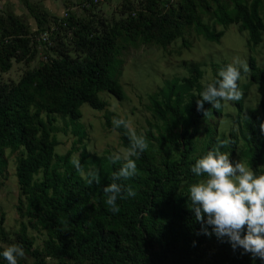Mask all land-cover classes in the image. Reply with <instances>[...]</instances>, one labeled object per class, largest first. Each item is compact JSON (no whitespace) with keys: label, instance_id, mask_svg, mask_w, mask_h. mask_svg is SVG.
Here are the masks:
<instances>
[{"label":"trees","instance_id":"trees-1","mask_svg":"<svg viewBox=\"0 0 264 264\" xmlns=\"http://www.w3.org/2000/svg\"><path fill=\"white\" fill-rule=\"evenodd\" d=\"M21 1L35 29L28 18L0 11V187L12 160L19 189V229L5 232L2 213L0 253L15 243L25 250L18 264H264L242 248L234 250L210 226L212 234H204L186 194L200 179L191 172L196 159L220 140L229 142L221 151L230 153V161L239 156L256 175L264 174V100L260 106L234 102L237 113L228 114L232 125L223 131L225 101L219 110L205 102L206 115L197 109L205 86L200 64L192 63L188 76L166 79L148 95L152 120L143 134L149 148L136 161L138 175L119 181L136 196L118 199V213L109 210L103 188L121 165L108 159L110 149L90 150L81 110L84 103L104 110L105 126L127 148L125 130L112 123L120 116L100 97L103 91L127 97L119 72L115 77L122 52L140 44L166 48L179 38L189 47L193 34L219 41L224 30L217 26L231 24L248 32L250 47L257 46L264 0H121L113 15L97 10L107 0H64L63 14ZM74 5L82 11H72ZM43 32L47 41L38 39ZM15 63L24 64V72L17 80L3 79ZM229 63L214 64L211 82ZM249 65L251 81L264 88V69L253 57ZM67 134L73 145L62 154L59 135ZM75 156L84 170H100V184H86L70 162ZM0 264H8L2 255Z\"/></svg>","mask_w":264,"mask_h":264},{"label":"rangeland","instance_id":"rangeland-1","mask_svg":"<svg viewBox=\"0 0 264 264\" xmlns=\"http://www.w3.org/2000/svg\"><path fill=\"white\" fill-rule=\"evenodd\" d=\"M36 4L51 5L53 0H31ZM121 0H107L99 6V9L107 15H113L117 12ZM0 8L7 13H13L28 18L32 27H36L35 19L28 14V8L18 0H0ZM59 13L65 11L63 6ZM72 11L81 12L82 9L77 5L72 6ZM217 29L224 30V34L219 41L208 40L200 35L191 36V44L189 47H183V38H179L172 42L166 48L155 45H135L122 52L121 56L115 63V77L118 74V80L124 87L127 97L119 100L114 95L103 91L100 97L108 102V109L118 114L120 118H125L132 123L133 128L138 133H144L149 125L148 120H152V112L150 110V100L148 95L157 91L166 79L175 76L185 77L189 74L192 63L200 64L204 71L201 83L206 85L214 78V64L222 62H233L234 58H239L246 62L249 68L248 72L240 78V89L243 92L241 100L246 106H260V102L264 100V90L262 86L251 81L250 78V57L256 59L257 64L264 69V34L262 42L254 47L248 45V32L240 31L238 26L231 24L227 27L217 26ZM33 63H36L34 61ZM25 65L15 63L13 68L3 74V79L17 80L24 72ZM224 103L222 115L220 117V128L223 131L229 130L232 120L228 114H236L237 107L234 102ZM83 113L82 121L85 123L89 133V148L99 154L105 149L112 151L122 150L119 133L105 126L103 118L104 110L100 111L91 107L88 103L81 106ZM62 125V123H59ZM61 145L57 147L59 153H65L73 145V136L67 134L59 135ZM79 151H77V154ZM241 159L245 164V160L239 156L235 157L232 162L235 163ZM13 161H10L8 167V176L2 178V186L0 187V220L2 213L5 214L4 223L2 224L5 232L13 234L19 229L17 219V204L19 189L17 178L14 176ZM41 243V239L37 241Z\"/></svg>","mask_w":264,"mask_h":264},{"label":"clouds","instance_id":"clouds-1","mask_svg":"<svg viewBox=\"0 0 264 264\" xmlns=\"http://www.w3.org/2000/svg\"><path fill=\"white\" fill-rule=\"evenodd\" d=\"M241 70L248 72L249 68L238 57L221 68L219 78L207 83L198 94L197 109L206 115L205 102L219 110L223 107L222 101L241 100L243 92L238 84ZM112 123L114 128H123L129 139L127 148L113 151L108 157L113 164L120 163L121 166L113 174V182L103 188L106 205L111 212L118 213V199L136 196L130 185L125 186L119 181L138 175L136 161L149 148V143L146 136L138 134L127 119L114 118ZM259 129L264 134V121L259 124ZM228 143L220 140L196 159L191 172L200 179L192 183L186 193L190 199L188 207L201 223L204 234H212L208 231L210 226L218 238L227 237L234 250L239 247L253 259L264 260V174L256 175L241 159L235 163L230 161V153L221 151ZM70 162L82 174L87 185L100 184L98 168L84 170L79 156ZM0 255L8 264H18L19 259L25 256V250L22 245L14 243L4 247Z\"/></svg>","mask_w":264,"mask_h":264},{"label":"crops","instance_id":"crops-1","mask_svg":"<svg viewBox=\"0 0 264 264\" xmlns=\"http://www.w3.org/2000/svg\"><path fill=\"white\" fill-rule=\"evenodd\" d=\"M18 1H20L21 2V0H18ZM53 4H52V6L50 5H47V4H45L44 6L45 7H47V9H49L51 12H54V13H56V14H61V12L59 13V10H61V8H60V6L62 7L63 6V9H64V5H63V3H64V0H53ZM59 9V10H58ZM0 11L2 12V11H4L2 8H0ZM29 11V10H28ZM30 16H31V18H32V15L30 14V13H28ZM36 22V21H35ZM33 29H35L34 27H32Z\"/></svg>","mask_w":264,"mask_h":264},{"label":"built area","instance_id":"built-area-1","mask_svg":"<svg viewBox=\"0 0 264 264\" xmlns=\"http://www.w3.org/2000/svg\"><path fill=\"white\" fill-rule=\"evenodd\" d=\"M104 1H105V0H92V2H93L94 4L102 3V2H104ZM90 5H91V1H90V2H86V3H84L82 6H83V7H86V6H90ZM64 15H67V13H65ZM48 38H49V34H48V32H43L40 36H38V39H42V40H44V41H47Z\"/></svg>","mask_w":264,"mask_h":264}]
</instances>
